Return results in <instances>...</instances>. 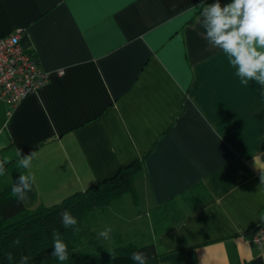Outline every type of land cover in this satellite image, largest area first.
Wrapping results in <instances>:
<instances>
[{
  "label": "crops",
  "instance_id": "0c3cea01",
  "mask_svg": "<svg viewBox=\"0 0 264 264\" xmlns=\"http://www.w3.org/2000/svg\"><path fill=\"white\" fill-rule=\"evenodd\" d=\"M199 3L0 0V36L21 28L50 74L15 109L0 101L1 177L34 174L33 209L140 162L137 210L118 217L111 249L153 245L147 264H264L251 243L264 217V97L203 39L189 11ZM18 149L37 152L31 169Z\"/></svg>",
  "mask_w": 264,
  "mask_h": 264
},
{
  "label": "trees",
  "instance_id": "16d2710c",
  "mask_svg": "<svg viewBox=\"0 0 264 264\" xmlns=\"http://www.w3.org/2000/svg\"><path fill=\"white\" fill-rule=\"evenodd\" d=\"M142 168L140 162L121 167L112 177L78 191L58 204L29 208L12 195L13 185L0 180V264H20V258L29 257V264H137L133 253L145 252L148 259L157 255L153 245L120 244L109 251L96 252L86 248L80 237L87 214L96 207L108 204L123 193H134L133 178ZM76 217V228H65L61 213ZM53 231L68 245L69 259L61 262L51 255ZM19 239V244L15 241ZM113 254L114 258L112 257ZM9 254L13 259H8Z\"/></svg>",
  "mask_w": 264,
  "mask_h": 264
},
{
  "label": "clouds",
  "instance_id": "9594fccd",
  "mask_svg": "<svg viewBox=\"0 0 264 264\" xmlns=\"http://www.w3.org/2000/svg\"><path fill=\"white\" fill-rule=\"evenodd\" d=\"M175 8V5H173ZM189 11L198 12L199 23L203 28L201 33L211 48L219 49L227 57L229 65L235 69V76L242 85L248 86L250 81L260 86V95L264 97V0H231L221 5L220 0L213 3H205L200 0ZM37 152L31 151L22 155L18 149V164L24 169H31L33 161L37 158ZM7 160H0V176L6 173ZM36 183L34 174H20L12 187V195L19 202L27 200L26 193L32 191ZM260 184L264 185V171L260 175ZM61 223L65 228H73L78 231L77 219L70 212L61 213ZM112 228L106 227L98 233V238L111 239ZM53 248L51 255L61 262L69 259L68 245L61 235L53 231ZM19 239L15 241L19 244ZM114 258L113 254L111 253ZM8 259H13L9 254ZM132 259L137 264H147L148 256L145 252L133 253ZM20 264H29V257L20 258Z\"/></svg>",
  "mask_w": 264,
  "mask_h": 264
},
{
  "label": "built area",
  "instance_id": "2783aa9c",
  "mask_svg": "<svg viewBox=\"0 0 264 264\" xmlns=\"http://www.w3.org/2000/svg\"><path fill=\"white\" fill-rule=\"evenodd\" d=\"M21 34L22 29L17 28L0 36V101L8 104L11 110L26 96L45 86L50 77L39 66L34 53L22 46ZM251 243L258 248L264 246V217L252 234Z\"/></svg>",
  "mask_w": 264,
  "mask_h": 264
},
{
  "label": "rangeland",
  "instance_id": "374dc122",
  "mask_svg": "<svg viewBox=\"0 0 264 264\" xmlns=\"http://www.w3.org/2000/svg\"><path fill=\"white\" fill-rule=\"evenodd\" d=\"M0 180H3L1 176H0ZM131 198L132 195L130 194V192L123 193L120 197L112 200L108 204V206L111 205L110 207L108 206L96 207L93 208L87 214L86 216L87 220L85 222V225L82 226L80 237L83 240H85L86 248L88 250L103 252V251H109L111 249L109 246L110 239L103 240L102 238H98V233L104 230L108 226H111L112 228L111 233H113V231L114 233H119L117 228L124 227L123 223H125V221L127 220L124 221L118 217L119 216L123 217L122 212L126 211L128 212L127 218L132 219L135 209L137 210V208L134 205H132ZM139 220H141V218ZM143 227L144 229L146 228V226ZM134 244L137 245L136 241H134Z\"/></svg>",
  "mask_w": 264,
  "mask_h": 264
}]
</instances>
